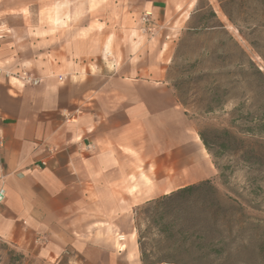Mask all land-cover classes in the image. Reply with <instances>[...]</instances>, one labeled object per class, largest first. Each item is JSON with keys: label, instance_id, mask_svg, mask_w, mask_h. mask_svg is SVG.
<instances>
[{"label": "crops", "instance_id": "crops-1", "mask_svg": "<svg viewBox=\"0 0 264 264\" xmlns=\"http://www.w3.org/2000/svg\"><path fill=\"white\" fill-rule=\"evenodd\" d=\"M56 1L0 0V32L27 39L1 44L0 66L40 81L0 79V241L46 261L68 250L86 264H140L136 247L115 251L113 233L134 240L135 207L210 180L212 164L196 134L182 144L190 129L159 31L141 33L147 2ZM90 3L107 12L83 11Z\"/></svg>", "mask_w": 264, "mask_h": 264}, {"label": "trees", "instance_id": "trees-1", "mask_svg": "<svg viewBox=\"0 0 264 264\" xmlns=\"http://www.w3.org/2000/svg\"><path fill=\"white\" fill-rule=\"evenodd\" d=\"M218 13L264 62V44L259 39L264 34V0H214L213 4L206 2L203 6L198 3L190 17V22L197 19L196 24L188 27L187 32L222 33L233 41ZM241 55L245 65H238V74L250 71L248 80L256 81L261 90L250 91L252 98L238 100L230 112L228 128L202 126L196 134L228 192L232 193L227 187L230 176L237 169L244 172L242 191L251 201L242 204L221 194L212 180L147 201L143 213H148L149 231L157 239L149 243V232L137 228L140 264H215L228 241L236 238L255 243L264 257V218L253 214L264 213L260 204L255 203L258 198L264 202V73L242 51ZM183 69L178 83L171 87L184 115L200 117L220 110L228 98L226 86L218 80L215 69H201L197 61ZM253 98L257 104H253ZM247 101L252 102L251 108H246ZM230 158L235 160L233 165L230 161L220 164ZM191 253L199 256L188 258ZM206 257L214 260L205 261Z\"/></svg>", "mask_w": 264, "mask_h": 264}, {"label": "rangeland", "instance_id": "rangeland-1", "mask_svg": "<svg viewBox=\"0 0 264 264\" xmlns=\"http://www.w3.org/2000/svg\"><path fill=\"white\" fill-rule=\"evenodd\" d=\"M54 1V0H52ZM62 0H57L59 2ZM121 2V0H120ZM148 4V12H150V7L154 6L159 8V18L152 14L153 16V27H151V32H141L149 38L155 37L157 31L158 33V44L163 46L166 51L163 54L162 60H167L165 75L169 81L170 86L173 83H178V75L181 73L183 68L187 67L194 61L198 62V66L201 69L213 68L218 74V80L222 85L226 86L228 100L223 105L220 110H216L213 113L194 116L191 113L188 114L187 122L189 131L182 130L181 138L182 144L185 137L193 136L196 134L198 129L202 126L217 127V128H228L230 120V112L234 107H236L239 99H248L252 98L250 91H260L258 83L253 81L250 78L251 72H244L243 74H238V65H245V58L241 55V51L245 56L251 60V62L262 72L264 73V62L256 54V52L244 41L237 31L230 26H227L225 20L218 13V19L225 23V30L228 33V36L232 37L233 41H229L227 36L222 33L211 34L208 32H203L199 34H190L187 32L188 27L194 26L196 24V18L190 22V17L193 14L197 4L201 6L205 5L206 2L213 4L214 0H132V5H140V3ZM84 4V1L82 2ZM86 4V3H85ZM91 4V3H90ZM6 8V7H5ZM27 8V7H25ZM36 8L30 6L28 9ZM38 8V7H37ZM85 6H82L83 11H89L90 14L105 13L107 9L103 6L97 7V4H91L86 10ZM51 12V9H47L44 13L48 14ZM146 11L139 13V18ZM138 18V19H139ZM155 21H160L156 24ZM96 23V22H95ZM1 31V30H0ZM245 32V31H244ZM5 33V38H1ZM157 37V36H156ZM259 39L263 41L264 44V34L259 36ZM27 43V39L24 37H15L13 34H6V32H0V46L2 45H12L15 44L18 47ZM171 49V50H167ZM4 71L13 72V66H0ZM246 70V69H244ZM16 74V73H13ZM12 74V75H13ZM230 98V99H229ZM252 102L247 101L246 108H251L250 104ZM258 101L253 98V104H257ZM197 135V134H196ZM208 162L211 163V158L208 155L206 158ZM230 161L233 165L234 159L230 158L228 160H223L220 164ZM212 164V163H211ZM151 170L152 167H149ZM212 180L214 186L221 194H226L229 197L237 200L242 203V201H251V198L242 191V187L245 185V174L243 171L237 169L233 175L229 178V189L232 190V193L228 192L227 188L224 187L220 179L218 178V172L214 169L212 165ZM158 198V197H157ZM156 199V198H154ZM150 199V200H154ZM149 200V201H150ZM262 207L264 211V202L259 198L256 200ZM143 204L134 208L133 212V227L132 233L135 234L134 240H130V237L127 236V233L122 231H115L113 233L115 244V251L119 252L120 244L125 245V252H130L131 248L136 247L137 245V228L144 232L148 231L147 238L148 242L157 239L153 236V232L149 231V224L147 222V215L144 214L145 206ZM247 212L252 213L247 210ZM264 218V213H253ZM124 234L125 242L117 241V235ZM139 255V251H138ZM188 258H193L199 256V254L191 253L187 255ZM139 257V256H138ZM205 261H212L214 258L206 257ZM140 262V261H139ZM215 264H264V257L259 253L258 248L255 243L248 241L243 238H236L228 241L226 250L224 254L214 262ZM0 264H86L80 259H75L74 255L65 250L62 252L61 256L58 257L55 261H46L43 258L38 257L36 254L31 252H23L14 248L13 246L4 244L0 241Z\"/></svg>", "mask_w": 264, "mask_h": 264}, {"label": "built area", "instance_id": "built-area-1", "mask_svg": "<svg viewBox=\"0 0 264 264\" xmlns=\"http://www.w3.org/2000/svg\"><path fill=\"white\" fill-rule=\"evenodd\" d=\"M139 22L141 25V32H151V27H153V16L151 12H144L139 18ZM12 78L20 82L21 84L25 86H37L40 81L39 79H36L32 77L30 74L26 72H18L16 74H10L7 71H4L2 68H0V79L2 78ZM3 146V138L0 137V148ZM41 166H45V163H42ZM5 198L4 190H0V204L3 203Z\"/></svg>", "mask_w": 264, "mask_h": 264}]
</instances>
